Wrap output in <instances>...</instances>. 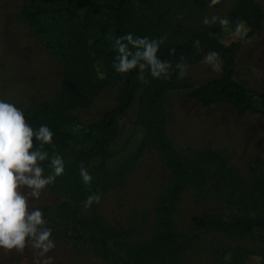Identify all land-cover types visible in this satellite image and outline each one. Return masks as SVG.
I'll list each match as a JSON object with an SVG mask.
<instances>
[{
  "label": "rangeland",
  "instance_id": "obj_1",
  "mask_svg": "<svg viewBox=\"0 0 264 264\" xmlns=\"http://www.w3.org/2000/svg\"><path fill=\"white\" fill-rule=\"evenodd\" d=\"M104 1L120 0L92 6L97 11L86 40L97 90L83 105L61 93L63 61L47 49L51 38L21 17L27 0H0V99L20 108L27 122L41 104L60 107L61 128L75 139L53 151L64 159L65 173L32 201L53 230L56 248L47 255L54 264H264V228L243 232L191 222L264 220V115L237 116L229 105L203 107L190 96L228 71L233 82L264 93V0H219L211 7L210 0H131L127 28L150 40L166 36L158 57L174 65L183 55L191 69L183 79L176 72L170 80L154 79L147 71L148 84L138 79L132 105L115 121L107 156L83 163L93 177L84 185L78 153L88 155L100 139L86 127L117 106L124 83L112 67L117 36ZM85 15L86 8L76 23ZM213 15L227 17L232 27L205 26L203 18ZM237 20L250 28L244 41L234 34ZM208 51L219 53L222 73L201 63ZM165 151L177 166L167 164ZM96 192L101 202L85 210L83 202ZM169 234L172 242L159 240ZM34 252L0 250V264H33Z\"/></svg>",
  "mask_w": 264,
  "mask_h": 264
},
{
  "label": "clouds",
  "instance_id": "obj_2",
  "mask_svg": "<svg viewBox=\"0 0 264 264\" xmlns=\"http://www.w3.org/2000/svg\"><path fill=\"white\" fill-rule=\"evenodd\" d=\"M219 0H210V7ZM205 26L219 24L227 32L233 22L227 17L216 15L203 18ZM250 28L245 21L235 22L234 34L244 41ZM209 36H214L209 33ZM167 37L158 39L134 36L128 33L115 37L112 48L116 52L113 69L120 74L137 70V78L144 84L147 71L154 79L170 80L173 72L178 79L185 78L191 65L181 55L173 65L171 61L161 60L157 53ZM197 52L203 51L200 41H194ZM175 49L170 50V55ZM201 63L209 66L215 73H222L223 62L216 51L205 53ZM54 132L46 124L34 129L25 119L24 112L15 104L0 99V250L5 253L22 255L26 248L35 250L33 264H54V257L47 255L56 248L52 238V228L48 226L43 211L33 207L32 201L39 200L42 192L53 185L57 177L65 173V161L61 155L45 150V145L53 144ZM39 142V146L36 145ZM48 161L50 174L45 175L44 162ZM79 175L84 185H90L93 177L83 162L79 165ZM102 193L89 195L83 208L99 204Z\"/></svg>",
  "mask_w": 264,
  "mask_h": 264
},
{
  "label": "trees",
  "instance_id": "obj_3",
  "mask_svg": "<svg viewBox=\"0 0 264 264\" xmlns=\"http://www.w3.org/2000/svg\"><path fill=\"white\" fill-rule=\"evenodd\" d=\"M98 0H27L22 7L20 15L29 27L51 38L46 40L47 49L57 53L64 64L65 74L61 80V93L76 102L86 105L96 92V85L91 80L92 50L87 47L86 36L90 30L91 20L97 9L93 12L92 6ZM103 1V0H102ZM105 2V1H104ZM131 0H120L115 4L103 3L101 8L108 10L114 21V32L117 37L132 33L127 28L129 18V6ZM86 8V15L82 24L76 23L80 11ZM130 21V20H129ZM134 35V34H133ZM232 71L224 76L208 81L194 88L190 96L195 98L203 107L213 105H229L237 116H243L246 112H255L264 115V93H254L245 89L240 84L233 82ZM138 78L133 70L124 74L123 90L117 106L106 113L100 120L87 125L88 133L97 132L99 141L88 154L78 153V162H87L90 157L107 156L108 145L114 133L116 119L124 114L132 105L137 90ZM64 112L60 107H51L41 104L31 115L28 123L37 129L41 124H46L54 132L53 144L45 145L49 156L53 151H63L74 135L61 128ZM87 133V134H88ZM39 146V142H36ZM166 162L170 167L177 166L172 157L165 151ZM48 161L44 162L45 171L50 170ZM168 208L165 207L160 215L163 223H166ZM166 213V214H165ZM194 226H207L213 224L217 228L227 227L231 229L249 232L253 228H264V220L243 221L233 223L211 222L206 217H192ZM174 235L159 236V240L172 242Z\"/></svg>",
  "mask_w": 264,
  "mask_h": 264
}]
</instances>
